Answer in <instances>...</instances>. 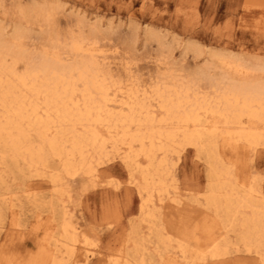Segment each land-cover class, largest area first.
Instances as JSON below:
<instances>
[{
  "label": "bare ground",
  "instance_id": "1",
  "mask_svg": "<svg viewBox=\"0 0 264 264\" xmlns=\"http://www.w3.org/2000/svg\"><path fill=\"white\" fill-rule=\"evenodd\" d=\"M21 39L17 30L0 31V189L32 177L52 186L56 223L39 245L44 264L89 260L93 241L68 215L65 179L98 183V166L116 158L139 207L106 264H231L226 257L240 249L264 264V191L236 176L223 157L224 148L264 150V65L220 53L213 60L218 75L195 67L192 75L162 74L148 91L127 74L113 78L84 38H51L37 60L26 57ZM186 147L206 174L182 189L173 159ZM11 195L0 193V219L8 206L20 212L21 199Z\"/></svg>",
  "mask_w": 264,
  "mask_h": 264
},
{
  "label": "rangeland",
  "instance_id": "2",
  "mask_svg": "<svg viewBox=\"0 0 264 264\" xmlns=\"http://www.w3.org/2000/svg\"><path fill=\"white\" fill-rule=\"evenodd\" d=\"M43 9L50 13L47 20ZM16 30L26 57L33 60L51 38L64 42L71 35L95 43L102 68L109 69L115 79L129 75L140 90L143 86L149 91L162 74L192 75L196 68L218 75L214 61L220 53L229 60L264 65V0H0V31L10 36ZM223 151L236 176L252 178L264 191V150ZM173 163L174 178L182 189L197 184L206 174L190 147ZM98 169L95 184L81 176L65 179L68 215L79 232L93 241L89 260L77 264H106L138 216L139 198L128 189L127 170L120 159ZM116 182H121L118 189L111 187ZM51 187L46 178L32 177L16 184L7 181L0 189L22 203L20 212L18 207L3 209L0 264H44L39 245L46 226L51 223L55 229L56 223L48 205L54 199ZM237 251L226 257L232 259L231 264H257L254 254Z\"/></svg>",
  "mask_w": 264,
  "mask_h": 264
}]
</instances>
